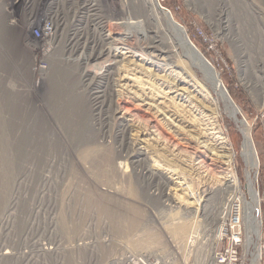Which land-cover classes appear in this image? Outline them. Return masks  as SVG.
<instances>
[{
  "label": "rangeland",
  "instance_id": "374dc122",
  "mask_svg": "<svg viewBox=\"0 0 264 264\" xmlns=\"http://www.w3.org/2000/svg\"><path fill=\"white\" fill-rule=\"evenodd\" d=\"M159 2L185 28L191 41L219 73L232 100L240 108L241 114H238V118H244L248 123L258 158V167L250 170V174L252 173L251 178L259 192L260 231L261 226L264 230V90L260 92L264 86V0H159ZM89 3L92 4L90 9L87 8ZM122 9L121 0H29V2L0 0V108L4 113L6 108L10 107L22 111L26 110L23 106L35 107L37 102L39 104L36 105L37 111L39 107L43 108L45 102H48L47 98L51 96L48 93L45 71L49 67V57L53 51L57 57L62 58L59 59L60 62H69L71 81L77 87L75 95H79V92L88 96L89 93L98 91L99 101L104 100L102 98L107 96V80L104 75L107 74L105 69L107 58L103 56L99 59V53L101 46L107 53L109 31L119 53L114 70L120 84L114 87L116 92L113 98L119 111L118 116L133 125L129 136L150 152L147 165L162 172L166 177L169 176L171 184L160 198L153 196L154 188L146 191L145 186L144 188L140 183L135 184V180L127 177L130 174L128 163L124 165L116 161L114 166L124 177L117 183L119 188H122L120 190H124L122 193L120 191L119 197L123 203L113 208L114 214L111 217L107 215V207L100 208L94 205L107 203L104 200L107 198V166L100 163L101 173H95L94 169L92 172L90 157L87 155L96 148L100 154L109 153L108 150L111 151L112 147H115L112 146V142L107 143L108 150L106 146L100 144L89 150L80 147L75 154L73 153L76 157L72 155L69 161L66 160L59 165L43 164L35 176L28 175L25 158L21 157L19 160L0 157V244L4 245L2 252L12 247L14 250L12 252L16 254L9 261L0 257V264L7 262L24 264L25 259L20 255V251L25 249L24 238L43 235L82 238L87 235L85 225L88 220L94 223L92 228L95 235L94 246L90 249L80 248L76 251L63 252L65 254L60 255L59 260L60 262L62 260V263L59 264H127V260H134L140 256L148 264L147 259L152 263L157 255L163 257L165 264H199L194 259V249L202 246L205 250L210 248V252L212 251L211 234L216 224L208 221V225L207 221H203L202 207L206 197L201 194L202 201L199 197L201 187L207 186L204 184L218 185L219 175L212 177L211 173L207 174L208 170L205 171L206 167H202L200 161L203 159L204 165L217 173L224 171L226 167L221 163L212 162L209 158H203L201 156L203 149L196 147L193 141L188 143L186 138H190L188 134H193L192 129L185 121V123L181 121L182 117V120L187 119L188 113L179 111L180 117H176L177 110L182 106L191 108V105H196L197 100L204 103L206 100L202 92H196L193 85L190 87L191 83L178 67L173 68V71L166 67L169 56L164 50L135 31H129L128 26L123 24L128 23V16ZM49 15L53 18L58 32H56L58 36L51 40V44L39 40L40 31L36 28L45 23ZM54 16L58 18L55 19ZM74 24L79 27L80 32L77 31L76 36H71V32L75 31L72 30ZM71 38L75 40L73 45ZM102 38H106V41ZM177 52L179 57L176 59L179 60V64L191 69L179 49ZM97 59L99 60L96 61ZM41 66L45 68H40ZM191 70L197 80L202 79L200 72L193 68ZM246 85L254 86L253 90ZM88 101L93 112L98 113L101 106L94 104L90 98ZM171 102L174 103L175 111ZM177 104L182 106L176 109ZM217 105L221 113L219 124L230 144V150L226 152L234 156V170L249 200L250 195L245 190L247 166L240 154L243 141L242 124L223 113L220 102ZM17 128L18 125L13 127L14 130ZM154 128H160L164 132V137L171 140L168 145L170 149H164L162 141L156 139L157 132ZM14 130L13 133L17 135L18 130H15L16 132ZM5 131L7 133L6 129ZM157 153L163 157L158 158ZM31 185H34L33 189ZM187 185L193 189L194 196L191 191L183 190ZM92 187L94 190L96 188V191H91ZM49 202L52 205L47 207L46 204ZM170 205H179L181 208L179 210ZM182 208L191 211V216H187V219L193 218L196 223L189 225L185 232H178L177 223L183 216ZM132 219L137 221L136 227L129 225ZM242 228L245 235L243 225ZM151 232L158 236L157 244L135 243V240L139 238L143 240L151 235ZM190 234L195 237L187 244L186 240ZM252 237L253 243L247 247L249 252L253 250V245L257 241L256 235ZM108 244L111 247L107 246ZM217 244L220 248L224 242L216 241ZM52 263L54 261L49 260V264ZM210 263L211 260H208V264Z\"/></svg>",
  "mask_w": 264,
  "mask_h": 264
},
{
  "label": "bare ground",
  "instance_id": "6f19581e",
  "mask_svg": "<svg viewBox=\"0 0 264 264\" xmlns=\"http://www.w3.org/2000/svg\"><path fill=\"white\" fill-rule=\"evenodd\" d=\"M121 1L123 5L122 10L128 16V23H123V24L128 26L129 31L132 30L135 31L136 33H138V35L144 36L145 39L150 40L152 43L156 44V46L159 47L161 50H164L166 54L169 56V61L168 63H166V67H168V69L172 71L173 68L178 67L182 72V74L184 73L186 78H188L187 80L191 83L190 87L193 85L195 87L194 90L196 92L203 93L202 96L205 98L206 104L203 101L197 100L198 104L196 103V105L195 104L191 105L192 107L193 106L196 107L193 109L192 107L191 108L189 107L190 109L187 106L183 107L182 104L175 105L176 109L179 108L178 106L180 107L182 106L177 110V114L179 113V111L185 114L188 113L186 120H182L183 117L181 118V121L183 122L185 121L187 125L192 129L191 131L193 134L192 133H191L192 135L188 134L190 138H186V140H188V143L189 141H193L196 147L202 148L203 151L201 153L202 154L201 156H203V158L204 157H206V159L209 158L212 162L221 163L226 167L224 171L217 173L216 171H212V170L210 171V168L204 165L202 161L203 159L200 161V163H202L201 166L206 167L205 171L208 170L207 174L211 173L210 176L212 175L214 176L217 174L219 175V177L214 176V177H218L217 178L218 185L213 183L214 184L213 186L211 185L212 183L211 184L209 183L210 186H208L209 184H204L207 186L201 187L200 195L203 194V197H206L205 198L206 200L204 199L205 203L203 202L204 204L202 207L206 210L205 211L203 209L204 211L203 221L204 222L209 221L214 225L216 224L215 229L214 231L212 230L213 233L211 234L213 235V243L211 246V250H212L216 245V241L225 232V228H224L225 218L230 213L231 215L233 213L234 214L238 213L240 215L241 224L244 226L245 229L244 242L246 249L248 245H250V243H253L252 236L259 235L260 225H261V218L259 216L260 196H259V192L254 186V181L251 178L252 173L250 174V170L258 167V158L255 147L252 142L251 132L248 123L246 121L245 122L243 121L242 123L241 133L243 136V141H242L240 154L247 166L246 176H245V178L247 177V183L245 184V190L247 191V194L250 195L249 200H247V196L244 190L242 189L240 179L238 178L237 173L234 170V156L226 152V150L227 151L230 150V146H229L230 144L228 143L227 136L225 135L219 124V117L221 116V113L219 111V107L217 103L219 104L220 102V104H222L223 106L222 112L229 117H233L234 112L237 113L240 111L239 106L235 102H234L235 104L234 103L231 104L229 101H227V99L221 96V93H223L222 86L218 87L217 84H213L208 77H202V79L197 80L194 73L191 70L192 68L195 69L192 65H190L191 69H189L188 67L183 65L181 66V64H179V60L176 59L177 57H179V53L177 52V49L180 50L179 43L172 30L169 28L166 17L159 11L156 0H121ZM87 5H88L87 8L89 9L92 6V4L90 3ZM58 6L60 8V5ZM171 16L173 17L172 14ZM173 19L175 18L173 17ZM44 22L45 23H42L39 27H36L40 31L39 40H45L51 44V40L58 36L57 35L58 32L56 31V25L54 24L53 18L50 17V15L47 17V19ZM137 24L139 25L137 26ZM75 27L76 25L74 24V29L72 30L75 31L71 30L72 31L71 36H76L78 34L77 31L79 27L78 26L76 28ZM183 29L185 30L184 27ZM70 41L71 44L73 45V42L75 40L71 38ZM103 41H106V38H104ZM106 44H107V48H106L107 53L103 50L102 46L100 49L101 53H99L100 56L96 53L97 56H99V59L103 56H105L104 58H107V67L105 65V69H107V74H104L107 80V96L102 98L104 100L99 101L100 96L97 94L98 91H93L91 94L89 93L88 96L81 95L79 92H78L79 95H75L74 91L77 90V87L71 81V73H70L71 67L69 65V62L68 63L60 62L59 61L60 57H57L54 54L55 51H53L49 57V67L45 71L48 80V87H49L48 93L51 96L49 95L50 97L47 98L48 102L47 101L45 102L46 104H44L43 108L39 107L40 109L38 108L37 111L36 105L39 106L38 102L36 103L35 107L34 105L28 107L23 106V108L25 107L24 109L26 110H22V111L20 110L17 111L16 109L18 108L15 109L10 107L11 109L6 108V112L4 113L2 108H0V157L5 159H19L21 157L25 158V160H27V165H28V172H27L28 175L31 174L32 176H35L37 173H39V169H40L39 167L41 165L48 163L52 165L53 164L59 165L66 160L69 161L73 153L75 154L76 153L75 151L78 148L80 149V147L83 148L85 147L88 148L87 150H89L90 148H93V146H95L96 148V146H99V144L107 147L108 146L107 143L112 142L111 143L112 146L115 145V147L110 146V149L112 147L110 151L108 150L109 147L108 146L107 150L109 151V153L104 152L103 154L101 152L100 154L96 151L97 149L96 148L94 152L87 155L90 157L89 160L92 165L91 168L92 172L94 169L95 173L96 172L101 173L102 167L100 166V163H103L104 166L105 165L107 166V195H106L107 198L104 199L107 202L106 203L107 206H105L106 204H102V203L94 204V205L100 208L107 207V215H110L112 217L114 214L113 208L121 205L120 203H123L121 202L122 200L119 197L122 191H124V190H120L122 188L121 187L119 188L117 184L118 182H121L124 177L123 174H119L116 167L114 166L116 161H120V163H123L124 165H127L128 163L130 166V174L127 177L130 180L132 179L135 180L136 182L135 184L140 183V185H142L143 187L145 186L146 191H151L152 188H154V190H152V195L157 196L159 198L160 195L165 191L167 186L171 184L170 183L171 178L169 176L166 177L165 174H163L162 172H158L154 167H149L147 165V160L150 156V152L146 149H143L142 146H140L137 143L136 139L129 136V131L131 130L133 125L129 124L127 121H125L124 119L118 116L119 111L114 104L113 98L115 95L114 93L116 92L114 87L117 86L118 80H120L118 79L119 77L116 78L115 73L117 72L116 70H114L117 64L116 59L119 56V53L116 50V44L114 43V39L112 38V36L109 34V31H107ZM50 49L48 50V52L50 51ZM158 51L159 50H157V52ZM99 59H97L96 61H98ZM102 65L104 66V64ZM118 67H119L118 69L120 70V65ZM40 68H45V67L41 66ZM216 73L219 77L220 82L223 84V87H225L224 83L220 79L219 73L217 71ZM246 86L250 90H253L254 86H250V85H246ZM263 90H264V86L262 90H260V92H263ZM55 92H58L59 94ZM56 94H58L59 96ZM211 94H213L216 97L212 96ZM88 98H90L93 102H95L94 104L101 106L99 112H101L102 110L104 112L94 113L93 112L94 110L92 109V105L88 101ZM105 100L106 102H104ZM14 101L15 100H13V103ZM22 104L24 105V103ZM16 105L18 106V104ZM173 105L174 103H172V108L174 109ZM166 109L168 110V108ZM179 114L176 115V117L177 116L180 117ZM15 124L18 125L17 128L18 131L15 129L18 132L17 135H15L12 131L14 130L13 127L17 126V125L15 126ZM5 129L7 130V133L6 131L4 132ZM154 129H156L155 131L157 132L156 139L162 141V144L165 145L164 149L166 150L170 149L168 145L170 144L171 140L169 138L166 139L164 137V132L161 131L160 128H159L160 130L158 128H154ZM175 145L176 144H174V146ZM161 155L162 154H158L157 155L159 156L158 158L161 159V157H163ZM73 156L76 157L75 155ZM177 184H179V182ZM31 186L33 189L34 185ZM31 186L29 187L31 188ZM183 190L191 191L190 193L194 196L193 189H191L189 185H187L186 188H184ZM91 191H96V188L94 190V188L92 187ZM193 196L191 198H193ZM201 197L202 195L199 197L200 200ZM201 201H199L200 204ZM46 205L47 207H50V205L52 204H50L49 202ZM170 207L178 208L179 210L181 208V206L179 205L178 206L170 205ZM181 210H183V216L181 220L178 221L177 223L178 224L177 230L178 232H185V229L187 230L188 226L191 225L192 223H196V221L193 218L192 220L194 221H192L191 218L187 219V216H191V211L183 208ZM129 223L131 227L137 226V221L135 219H132ZM150 234L151 235L146 236V238L143 240H141V238L135 240V243L137 245L144 243L145 245L157 244L159 238L158 236H156V233L151 232ZM185 236L187 237V235ZM107 246H109V244ZM194 251L193 253L195 256L194 259L196 263L208 264V260H211L210 248L208 250L207 249L205 250L204 248H202V246H197V248H195ZM126 258H128V256ZM60 263H62V260ZM163 263L165 264L164 261Z\"/></svg>",
  "mask_w": 264,
  "mask_h": 264
},
{
  "label": "built area",
  "instance_id": "2783aa9c",
  "mask_svg": "<svg viewBox=\"0 0 264 264\" xmlns=\"http://www.w3.org/2000/svg\"><path fill=\"white\" fill-rule=\"evenodd\" d=\"M93 227L94 223L88 220L85 225V234L87 233V235L82 238H62L63 236L58 238L47 235L35 238H24L25 249L20 251V255L25 259L24 264H49V260L54 261L52 264H59L60 255H64L65 253L63 252L65 251L71 252L80 248L90 249L95 244V235L92 233ZM224 228V234L217 240V242H224V245L219 248L217 244L212 249L211 264H264V230L262 226L257 236V241L253 245L254 248L250 252L244 247L245 235L243 234L240 215L238 213H233L232 215L230 213L225 218ZM194 237L193 234H190L186 240L187 244H190ZM3 246L0 244V256L3 260L8 259L9 261L16 254L12 252L14 251L12 247L4 249L2 252ZM127 262V264H145L141 256L134 260H127ZM147 263L163 264V257L157 255L152 263H149L148 259ZM5 264H9V262Z\"/></svg>",
  "mask_w": 264,
  "mask_h": 264
},
{
  "label": "water",
  "instance_id": "95a60500",
  "mask_svg": "<svg viewBox=\"0 0 264 264\" xmlns=\"http://www.w3.org/2000/svg\"><path fill=\"white\" fill-rule=\"evenodd\" d=\"M156 1L159 11L166 17L169 28L172 30L175 37L177 38V41L180 46L181 56H183L188 61L189 66L192 65L198 72H200L201 77H208L213 84H217L218 87L222 86L223 93H221V96L227 99V101H229L231 104H233L234 101L231 99L227 88L223 87V84L220 82L216 70L214 69L212 64L202 54L199 48L191 41L187 32L183 29L182 25L175 19H173L170 11L164 6H162L158 0ZM239 113L240 111L237 113L234 112L233 119L234 121L242 124L243 121L245 122V120L244 118H238Z\"/></svg>",
  "mask_w": 264,
  "mask_h": 264
}]
</instances>
